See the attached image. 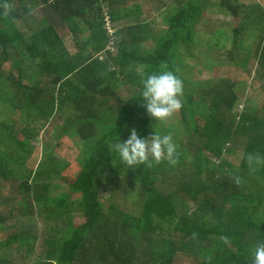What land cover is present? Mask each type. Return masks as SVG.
<instances>
[{"label": "trees", "instance_id": "trees-1", "mask_svg": "<svg viewBox=\"0 0 264 264\" xmlns=\"http://www.w3.org/2000/svg\"><path fill=\"white\" fill-rule=\"evenodd\" d=\"M12 1L0 0V61L11 58V71H17L15 77L6 74L0 62V232H9L0 238V264H152L154 257L157 264H250L254 246L264 240V163L250 168L246 156L264 157V102L257 108L248 99L242 106L230 78H218L197 99L183 87L179 122L185 136L176 139L172 125H154L139 96L141 70L166 68L182 79L180 66L191 54L204 11L239 18L245 6L169 0L162 3L167 27L157 29L128 0H39L41 25L27 37L18 30L6 34L11 19H22ZM258 19L250 37L257 40L253 56L264 72L261 11ZM79 22L88 29L82 43ZM66 25L74 33L71 48L57 33ZM242 26L231 30V45L220 58L247 73L252 51ZM221 31L212 34L222 39ZM147 40L154 43L150 49L143 47ZM23 58L30 69L23 68ZM64 106L74 111L75 130L63 127L57 141L41 144L37 165L27 167L43 123ZM132 128L146 138L153 130L171 133L176 164L125 167L111 146ZM63 136L84 148L76 177L64 179L66 190L53 194L51 185L66 166L53 156ZM106 170L116 175L113 182L121 174L128 187L139 184L138 216L104 205L97 177ZM6 181L13 184L7 196ZM18 196H26L23 204ZM74 212L84 216L82 224L73 223Z\"/></svg>", "mask_w": 264, "mask_h": 264}, {"label": "rangeland", "instance_id": "rangeland-1", "mask_svg": "<svg viewBox=\"0 0 264 264\" xmlns=\"http://www.w3.org/2000/svg\"><path fill=\"white\" fill-rule=\"evenodd\" d=\"M237 3L242 4L245 6L244 11L238 16L239 18L231 17L229 15H224L222 12H219L217 9H209L202 13V19L200 21V25L197 26V34L196 39L193 45L190 48V55H186L182 66H180V75L183 79V86L185 89L190 91L193 90L194 99L204 97L203 90H209L212 88L214 82L218 81V78H230L237 82L236 90H239L238 94L241 97L243 106V102L245 100L250 99L249 103L253 104L255 107L260 108L264 102V91L262 89V84H264V72L258 68L257 61L253 56L255 51L254 43H257L256 39H252L250 34L257 33L256 30V22L253 20L258 19V13L261 11V14L264 15V0H235ZM169 2V0H128V5L132 11L135 12L136 7L139 5V11L143 13V15L148 19L155 23L157 26L156 28H166L167 23L165 22V14H164V5L162 3ZM159 6L161 8H159ZM20 7L18 10L21 13V17L23 22L16 19H11L9 21V32L13 30H18L22 34L23 32H27V37H30V32H34L38 30L41 23L40 20L42 16V11L40 7L39 0H24L23 3H19L16 0H13L11 3L10 8L15 9ZM157 7V8H156ZM126 10L125 12H127ZM238 23H241L244 28V32L241 31V34L245 36L246 44L245 47L249 48L252 51L250 59L248 61V72L244 73L238 68L232 67L227 60L220 58V53H223L225 49H228L231 45V30L234 27L238 26ZM80 26L79 32V42L82 43L85 40L83 39L88 32L86 25H82L81 22L78 24ZM68 28V27H67ZM216 28L222 29L220 32L221 34H225L222 39H219L217 35H213V30ZM62 31H66L67 35L65 37V44L67 48H71L74 45L73 31L70 29H61ZM63 34V33H60ZM217 37V39L215 38ZM202 40V41H201ZM204 40V41H203ZM77 41V39H76ZM153 41L147 40L143 43L144 49H150L153 47ZM220 49H218V48ZM110 51H113L111 45L108 48ZM184 49V48H181ZM9 52L10 49L8 50ZM14 53H12L13 55ZM1 60V66L4 72L11 73L13 77L17 76V71H11V63L12 60ZM24 66L23 68H29L30 66L26 61V58H23ZM10 60V61H9ZM13 64V63H12ZM28 72V71H26ZM32 71L30 70V73ZM29 73V72H28ZM27 78H23L24 82ZM193 82V84H190ZM239 82H243L242 86ZM246 83V84H245ZM125 87V86H124ZM122 87L120 89L121 95H126V89ZM252 101V102H251ZM8 112H12V107L6 105L5 107ZM191 110L192 108L189 107ZM238 109H241L239 106ZM16 112V111H15ZM15 112L12 113V116H15ZM10 118L11 115H9ZM74 117L73 109H69L68 107L64 106L62 109L57 113V116L53 117V119L48 120L47 122L42 123L46 127L39 131L36 140H33L32 143L35 142L34 146L32 147V153L28 160L26 161V166L31 168L40 160V156L43 152H41V144L50 145V143L55 140L57 133L62 131L63 127L71 126V121ZM180 113L177 111L174 113L170 118H168L163 124L172 125V129H174V133L176 135V139L180 137L181 139L185 136L184 130L182 125L179 122ZM4 121V120H3ZM1 122V124L3 123ZM7 121V120H5ZM8 122V121H7ZM10 123V122H8ZM58 125V127H57ZM72 129L70 132L75 130V126H71ZM173 138V140H176ZM58 143L60 147H55L53 149V156L56 158L59 164L63 165L66 163V166L63 165V175L61 174L60 178L55 179L51 185L53 194H56L60 191L66 190V181L73 180L76 177L77 172L80 169V165L78 159L81 156L83 146H80L76 143V140L70 138L69 136H63L58 139ZM236 162L238 160L236 159ZM237 164V163H236ZM116 175L109 170L104 171L101 175L97 177V181L99 182V187L101 188L103 197V203L107 206L109 203L119 208L121 207L123 210H128L130 215L139 214V207L140 205L137 204V197L139 196V184L136 181L130 182V186L128 187L127 179L123 175H119L116 177L117 180L113 182L112 178ZM63 177V178H62ZM66 180L65 182L63 180ZM127 188V190H122V184ZM7 183L6 188L4 189L3 193L5 196L8 195L9 191L12 189L13 184ZM19 183L17 182V185ZM1 198V197H0ZM26 196H18V200L21 204L24 203ZM1 200V199H0ZM16 204V202H15ZM4 209L0 207V210ZM6 209V208H5ZM85 218L81 213L74 212L72 214V221L76 225H80L84 222ZM46 227L41 228L42 233L44 236L46 235L45 232ZM40 232V231H39ZM9 232L3 231L0 232V238L3 237L4 234H8ZM41 236H43L40 233ZM157 257H154L152 264H157Z\"/></svg>", "mask_w": 264, "mask_h": 264}, {"label": "clouds", "instance_id": "clouds-1", "mask_svg": "<svg viewBox=\"0 0 264 264\" xmlns=\"http://www.w3.org/2000/svg\"><path fill=\"white\" fill-rule=\"evenodd\" d=\"M139 96L146 113L155 121L163 124L183 105V81L172 70L161 68L157 71L140 72ZM112 151L127 168L139 165L150 167L166 161L169 165L177 162V144L171 133L153 130L150 138L141 136L132 128L126 139L115 136ZM249 167L264 163V157L257 154L246 156ZM239 183V179L236 180ZM250 264H264V240L258 241L252 250Z\"/></svg>", "mask_w": 264, "mask_h": 264}, {"label": "crops", "instance_id": "crops-1", "mask_svg": "<svg viewBox=\"0 0 264 264\" xmlns=\"http://www.w3.org/2000/svg\"><path fill=\"white\" fill-rule=\"evenodd\" d=\"M59 26V25H58ZM60 27H62V28H60V29H58L57 30V33H58V35L61 37V39H62V41L64 42V45L66 46V44H65V37H66V35H67V32L66 31H62L61 29H69V27L66 25L64 28H63V26H60ZM68 27V28H67ZM60 33H63V34H60ZM72 39H73V41H74V43H75V38H74V35H73V37H72ZM67 47V46H66Z\"/></svg>", "mask_w": 264, "mask_h": 264}, {"label": "built area", "instance_id": "built-area-1", "mask_svg": "<svg viewBox=\"0 0 264 264\" xmlns=\"http://www.w3.org/2000/svg\"><path fill=\"white\" fill-rule=\"evenodd\" d=\"M109 31H111V30H109Z\"/></svg>", "mask_w": 264, "mask_h": 264}]
</instances>
